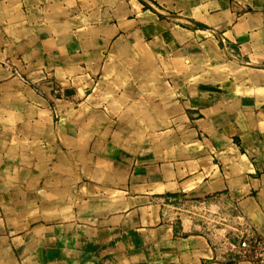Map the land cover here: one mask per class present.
<instances>
[{
  "label": "crops",
  "instance_id": "1",
  "mask_svg": "<svg viewBox=\"0 0 264 264\" xmlns=\"http://www.w3.org/2000/svg\"><path fill=\"white\" fill-rule=\"evenodd\" d=\"M143 1L0 0V57L50 80L0 103V264H250L264 0Z\"/></svg>",
  "mask_w": 264,
  "mask_h": 264
},
{
  "label": "rangeland",
  "instance_id": "2",
  "mask_svg": "<svg viewBox=\"0 0 264 264\" xmlns=\"http://www.w3.org/2000/svg\"><path fill=\"white\" fill-rule=\"evenodd\" d=\"M142 4V3H141ZM169 16V15H164ZM163 16V17H164ZM168 21H173L177 23H181L183 25L190 26L188 20L174 17H164ZM196 27V26H193ZM196 29H198L196 27ZM135 72H131L128 75L126 80L121 76L120 78L116 77L117 84H139L140 77H139V63H133ZM41 63L37 65H30L27 62L17 61V60H10L9 58H1L0 57V103L8 104L9 107H5L8 111H13L17 114H23L27 112L26 104H30L31 102L28 101L26 95L25 87L30 85L32 87L37 86L35 80L39 81H50L49 78H45L47 76V72L41 68ZM264 66V65H263ZM47 70V69H45ZM76 82V81H75ZM80 83V82H79ZM54 83L55 88L59 89L61 85ZM80 84H84L83 82ZM13 108V109H10ZM39 107V106H38ZM47 116V115H46ZM37 117L43 118V115L38 113ZM54 120L58 121L59 116L53 113Z\"/></svg>",
  "mask_w": 264,
  "mask_h": 264
},
{
  "label": "built area",
  "instance_id": "3",
  "mask_svg": "<svg viewBox=\"0 0 264 264\" xmlns=\"http://www.w3.org/2000/svg\"><path fill=\"white\" fill-rule=\"evenodd\" d=\"M229 246L231 251L250 264H264V236L244 229L232 237Z\"/></svg>",
  "mask_w": 264,
  "mask_h": 264
},
{
  "label": "water",
  "instance_id": "4",
  "mask_svg": "<svg viewBox=\"0 0 264 264\" xmlns=\"http://www.w3.org/2000/svg\"><path fill=\"white\" fill-rule=\"evenodd\" d=\"M143 5H145V6H147L150 10H153L152 9V7L149 5V4H147L145 1H143V0H139ZM155 12V11H154ZM162 16H164V15H162ZM164 17H170V18H174V16H171V15H169V16H164ZM190 24H192L193 26H196V27H199V28H203V29H206L207 27H205V26H203V25H201L200 23H197V22H195V21H188Z\"/></svg>",
  "mask_w": 264,
  "mask_h": 264
}]
</instances>
